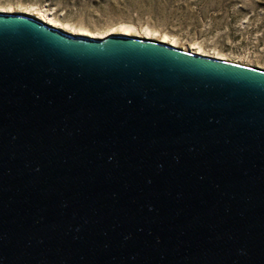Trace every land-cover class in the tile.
<instances>
[{
    "label": "water",
    "instance_id": "1",
    "mask_svg": "<svg viewBox=\"0 0 264 264\" xmlns=\"http://www.w3.org/2000/svg\"><path fill=\"white\" fill-rule=\"evenodd\" d=\"M0 264H264V69L0 12Z\"/></svg>",
    "mask_w": 264,
    "mask_h": 264
},
{
    "label": "rangeland",
    "instance_id": "2",
    "mask_svg": "<svg viewBox=\"0 0 264 264\" xmlns=\"http://www.w3.org/2000/svg\"><path fill=\"white\" fill-rule=\"evenodd\" d=\"M27 6L93 35L106 38L124 25L134 33L148 29L264 69V0H0V9Z\"/></svg>",
    "mask_w": 264,
    "mask_h": 264
},
{
    "label": "bare ground",
    "instance_id": "3",
    "mask_svg": "<svg viewBox=\"0 0 264 264\" xmlns=\"http://www.w3.org/2000/svg\"><path fill=\"white\" fill-rule=\"evenodd\" d=\"M0 12H7V13H19V14H25L27 16H32L34 18H37L43 22H45L48 25H51L53 27H56L58 29H62L68 33H71L73 35H86L92 38H105L103 35H93L88 33L87 31L85 32L84 30H77L74 26H70L67 23H61L58 21V19H56L54 16H52L50 13L45 12L44 10L37 8V7H25L24 9L18 8V9H0ZM114 30V29H113ZM117 33L119 35H130L133 36L135 38L138 39H145V40H150V41H155V42H159L165 45H169L187 52H191L194 54H199V55H203L206 57H211V58H216V59H220V60H225V61H229L231 62V59L226 58L223 55H220L219 53H207L205 51H203L202 49H196V47H191V48H187L185 46H180L177 43L176 39H172L170 38V36L168 34H154L152 33L150 30L146 29L145 32L142 33H134L132 32V29L130 30V28L128 26H121L120 28H116L114 31H112L111 33ZM106 35V34H104ZM235 63V62H234Z\"/></svg>",
    "mask_w": 264,
    "mask_h": 264
}]
</instances>
